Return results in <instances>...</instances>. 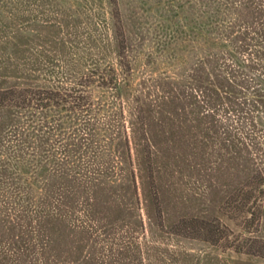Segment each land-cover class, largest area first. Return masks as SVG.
I'll return each mask as SVG.
<instances>
[{"label":"trees","instance_id":"obj_1","mask_svg":"<svg viewBox=\"0 0 264 264\" xmlns=\"http://www.w3.org/2000/svg\"><path fill=\"white\" fill-rule=\"evenodd\" d=\"M0 1V264H140L141 194L162 219L167 176L191 156L239 174L224 203L258 216L264 0H188L147 53L118 0L113 34L94 22L82 44L57 11L17 17ZM208 222L184 217L173 233L223 239Z\"/></svg>","mask_w":264,"mask_h":264},{"label":"rangeland","instance_id":"obj_2","mask_svg":"<svg viewBox=\"0 0 264 264\" xmlns=\"http://www.w3.org/2000/svg\"><path fill=\"white\" fill-rule=\"evenodd\" d=\"M18 1L11 0L12 7H16L15 16L37 15L42 19L57 11L58 22L63 24L64 30L77 32L81 44L86 40L87 26L91 23H97V31L107 32L109 37L115 28L108 0ZM118 3L130 42L140 46L142 53H147L154 52L173 29V20L165 16L184 15L188 0H118ZM31 27L36 28L35 25ZM114 59L110 57L111 62ZM187 129L182 131L187 134ZM185 160L180 163L185 166L183 171L167 176L168 186L163 188L161 195L162 219L150 210L151 218L148 217L141 194L137 210L143 220V226L137 230L140 264H264V200L258 216L245 223L241 212L224 203L229 194L225 184L232 178L238 182L241 176L227 172L224 163L214 156H191ZM184 217L209 220L208 227L215 231L214 234L223 230L225 237L205 241L173 233Z\"/></svg>","mask_w":264,"mask_h":264}]
</instances>
